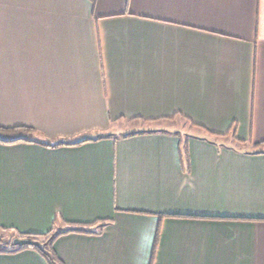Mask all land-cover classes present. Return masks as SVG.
<instances>
[{"label":"crops","instance_id":"0c3cea01","mask_svg":"<svg viewBox=\"0 0 264 264\" xmlns=\"http://www.w3.org/2000/svg\"><path fill=\"white\" fill-rule=\"evenodd\" d=\"M0 128L12 244L264 264V0H0ZM15 247L0 264H50Z\"/></svg>","mask_w":264,"mask_h":264},{"label":"trees","instance_id":"16d2710c","mask_svg":"<svg viewBox=\"0 0 264 264\" xmlns=\"http://www.w3.org/2000/svg\"><path fill=\"white\" fill-rule=\"evenodd\" d=\"M192 125L204 130V128H202L201 126H198L194 123H192ZM13 130L14 129L0 128V142L4 143V144H12V143L18 142L20 139L9 137L10 135L15 133ZM28 131L30 132V130H28ZM205 131H207V130H205ZM87 141H90V139H83L81 141L71 143V144L61 143V144H58L56 146H59V145H77V144H81V143H84ZM73 231H84V230H73ZM63 233H65V232L58 231V232H52L50 234H47V235L41 236V237L39 235L25 236L23 239H30V240L36 241L40 244V246H22V247L17 246V247H15V249L17 251L24 250L26 248L36 249L47 259V261L50 264H61L60 261L58 260L57 256H56V254L52 250V244ZM0 252H3V251L0 250Z\"/></svg>","mask_w":264,"mask_h":264},{"label":"rangeland","instance_id":"374dc122","mask_svg":"<svg viewBox=\"0 0 264 264\" xmlns=\"http://www.w3.org/2000/svg\"><path fill=\"white\" fill-rule=\"evenodd\" d=\"M173 128L179 129L181 132H185L190 126L181 119H177L175 122L171 123ZM189 130V129H188ZM12 235L9 233H0V249H10L14 245L12 244Z\"/></svg>","mask_w":264,"mask_h":264},{"label":"water","instance_id":"95a60500","mask_svg":"<svg viewBox=\"0 0 264 264\" xmlns=\"http://www.w3.org/2000/svg\"><path fill=\"white\" fill-rule=\"evenodd\" d=\"M13 244L15 246H19V247H22V246H40V244L36 241L30 240V239H20V238L15 239L13 241Z\"/></svg>","mask_w":264,"mask_h":264}]
</instances>
